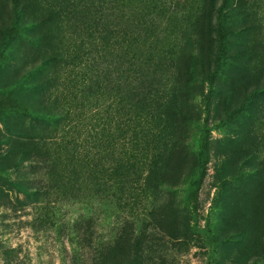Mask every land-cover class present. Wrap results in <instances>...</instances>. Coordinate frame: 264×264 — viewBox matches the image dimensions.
<instances>
[{
	"label": "rangeland",
	"instance_id": "374dc122",
	"mask_svg": "<svg viewBox=\"0 0 264 264\" xmlns=\"http://www.w3.org/2000/svg\"><path fill=\"white\" fill-rule=\"evenodd\" d=\"M220 1L0 0V164L20 169L23 157L59 168L76 147L86 160L98 151L104 167L127 159L123 148L129 144L122 148L117 143L116 123L120 115L122 121L126 118L112 90L118 80L124 100L133 101L144 92L151 100L157 97L153 110L191 115L197 122H181L187 129L182 143L158 147L160 156L175 155L178 161L172 171L178 175L175 186L155 195L158 203L170 204L174 217L154 224L157 232L148 227L151 236L143 264H264V0H249L257 24L252 31V63L249 71L231 80L229 95L226 67L217 63L216 42L202 20L206 14L215 16L213 6ZM14 3L37 18L51 7L64 20L55 38L61 55L54 64L27 71L49 47L8 38L5 25L9 28ZM107 18L127 31L125 22L132 18L160 21L130 30L145 45L156 39L163 47L162 54L149 61L156 76L168 78L164 93L130 87L132 46L105 25ZM228 21L226 16L224 22ZM45 77L50 80L40 89L32 87ZM26 100L40 102L61 119L8 112ZM100 137L113 140L111 150L102 151V144L94 147ZM1 184L0 203L11 205L0 207V264H71L73 224L91 204L83 197L54 204V197L48 196L49 204L41 209L43 200ZM94 206V237L110 241L125 209L108 198ZM141 213L138 209L133 216ZM183 217L189 226L185 234ZM83 258L75 264H89Z\"/></svg>",
	"mask_w": 264,
	"mask_h": 264
},
{
	"label": "trees",
	"instance_id": "16d2710c",
	"mask_svg": "<svg viewBox=\"0 0 264 264\" xmlns=\"http://www.w3.org/2000/svg\"><path fill=\"white\" fill-rule=\"evenodd\" d=\"M212 3H215L214 0H210L209 5ZM213 9L215 16L206 14L202 18L203 26L208 35L216 42L217 63L226 67L227 79L224 83L228 88L227 93H232L231 80L237 75L240 78L249 71L252 63L253 56L250 53L252 31L257 24L250 15L252 5L249 4V0H221L220 5L213 6ZM44 13L45 15L39 18L27 16L24 7H18L14 3V16L9 20V28L7 24L5 25V29L10 33V37H8L10 40L15 37L32 47L40 45L49 47L48 52L40 54L39 63H35L27 69L29 73L54 64L61 55L55 47V38H57V32L64 24V20L58 17L57 12L51 7H46ZM159 13H161L160 10ZM226 16H229L227 23L224 22ZM157 18L160 19V16ZM104 22L106 26L110 27L111 25L115 28V36L118 37L122 34V41L127 39L125 43L132 46L133 56L130 58L131 69H129L131 73L130 87L136 91L146 87L158 94L164 93L163 89L168 78L156 76L149 61L153 55L162 54L163 47L156 39L145 45L138 39L135 32L130 30V27L133 30L149 27L155 22L160 24V21L156 18L149 20L132 18L129 22H125L129 31L121 30L115 21L108 18ZM211 32L214 36L211 35ZM49 80L50 78L47 77L37 79L33 82L32 87L40 89ZM119 81L118 86L115 85L112 90L119 102L118 109L120 112L125 110L126 118L122 121L123 115H120V119L116 123V134L118 135L117 143L122 148L123 144H129V147L123 148L128 153L127 159L119 158L115 165L104 167L99 163L98 151L96 154L93 153L89 160H86V154L79 152L76 147L74 153L65 163L60 164L59 168L56 165H50L45 160L29 158L24 161L23 157L17 166L21 167L20 169H14V165L10 163L0 164V172L3 174L0 179L1 185L6 189L12 188L16 192L35 196L41 199L40 202L43 200L41 209L49 204V202H45V198L48 196L54 197L52 200L54 204L57 201L66 203L68 200L76 202L82 197L91 204L89 212L78 217L73 224L72 236L75 243H71V264H75L77 260L82 261V257L87 259L89 264H143L145 247L151 236L147 232L148 227L156 228L157 232L159 228L154 224L163 223L167 218L174 217L173 213H169L173 210L170 204L167 202L158 203L155 195L170 192L175 186L174 179L178 175L173 174L172 171L177 160L175 155L160 156L158 147L161 144L178 143V141L182 143L187 129L186 126L181 125V122L187 120L191 125H196L197 122H192L191 115L181 116L153 110L157 97L151 96L154 98L151 100L144 92H142L144 96L136 94L133 101H130L129 98L127 101L124 100L125 94L121 92L122 86ZM123 84L128 87L125 80ZM213 91H217V89H213ZM149 93H151L150 90ZM153 101L155 102L153 103ZM8 112L10 114L14 112L31 113L41 119H61L59 114L45 108L40 102L29 100L19 102ZM18 133L21 134L19 130ZM112 142L111 139L109 141L105 137H100L94 147L102 144V151L107 152L111 150L109 144ZM9 152L10 149H7L6 153ZM121 152L124 151L120 149L119 153ZM37 175L38 177H36ZM107 198L113 201L116 208H124L125 215L121 216L113 238L110 241L101 242L95 238L92 229L97 219V216L94 215V203L98 205L101 201H106ZM9 205H11L9 201L0 203V207L6 208ZM138 209L142 210L139 218L138 215L133 216ZM185 214L188 212L185 211ZM135 221L139 222L137 228ZM182 221L185 222L182 227L185 234L189 228L188 221L184 217ZM191 227L194 230V226ZM179 235L181 236V234Z\"/></svg>",
	"mask_w": 264,
	"mask_h": 264
}]
</instances>
